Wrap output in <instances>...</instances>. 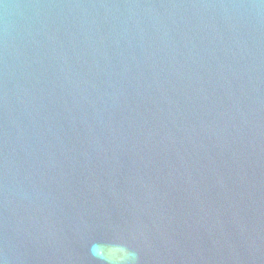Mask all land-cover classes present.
Segmentation results:
<instances>
[{"label": "water", "instance_id": "95a60500", "mask_svg": "<svg viewBox=\"0 0 264 264\" xmlns=\"http://www.w3.org/2000/svg\"><path fill=\"white\" fill-rule=\"evenodd\" d=\"M128 251L264 264V0H0V261Z\"/></svg>", "mask_w": 264, "mask_h": 264}, {"label": "clouds", "instance_id": "9594fccd", "mask_svg": "<svg viewBox=\"0 0 264 264\" xmlns=\"http://www.w3.org/2000/svg\"><path fill=\"white\" fill-rule=\"evenodd\" d=\"M115 259L116 264H122V262H126V264H129V262H131V264H138V256L135 251H128L126 255L118 256ZM0 264H3V262L0 261Z\"/></svg>", "mask_w": 264, "mask_h": 264}]
</instances>
